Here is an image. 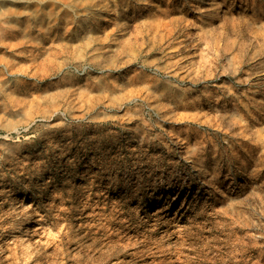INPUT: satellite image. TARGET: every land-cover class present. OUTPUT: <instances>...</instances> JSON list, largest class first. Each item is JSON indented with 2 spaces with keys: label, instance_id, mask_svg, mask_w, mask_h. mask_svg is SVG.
I'll list each match as a JSON object with an SVG mask.
<instances>
[{
  "label": "rangeland",
  "instance_id": "obj_1",
  "mask_svg": "<svg viewBox=\"0 0 264 264\" xmlns=\"http://www.w3.org/2000/svg\"><path fill=\"white\" fill-rule=\"evenodd\" d=\"M0 264H264V0H0Z\"/></svg>",
  "mask_w": 264,
  "mask_h": 264
},
{
  "label": "bare ground",
  "instance_id": "obj_2",
  "mask_svg": "<svg viewBox=\"0 0 264 264\" xmlns=\"http://www.w3.org/2000/svg\"><path fill=\"white\" fill-rule=\"evenodd\" d=\"M38 2V1H37ZM64 5V4H63ZM66 5V4H65ZM71 5V4H70ZM92 7V6H91ZM75 8V7H74ZM61 199H62V197H61ZM11 255H13V256H15L16 257V251H13L12 252V254Z\"/></svg>",
  "mask_w": 264,
  "mask_h": 264
}]
</instances>
